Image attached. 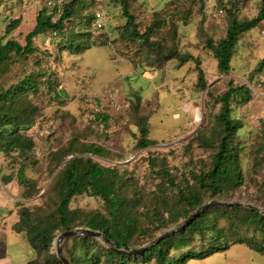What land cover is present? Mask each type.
Listing matches in <instances>:
<instances>
[{
  "label": "rangeland",
  "instance_id": "rangeland-1",
  "mask_svg": "<svg viewBox=\"0 0 264 264\" xmlns=\"http://www.w3.org/2000/svg\"><path fill=\"white\" fill-rule=\"evenodd\" d=\"M67 2L0 0L3 43L16 40L25 45L26 35L36 26L38 12L47 7L56 21ZM131 2L132 11L143 24L151 21L155 11L166 16L162 30L150 41L158 44L160 52L175 50L181 55L198 58L207 86L199 85L197 64L192 60L170 59L163 63L134 65L116 50L114 44L120 28L127 21L121 4L114 0L100 4L84 0L74 24L66 23L68 32L65 36L49 32L40 34L34 40L36 51L33 54L19 56L15 51H9L7 59L0 62V90L24 79L29 82L5 104L0 103V114H12L13 121L21 124L19 132L29 134L34 140L32 151L27 158H22L25 159L22 180L18 175L20 167L15 163L18 153L0 149V215L5 214L4 218L16 216L20 219L25 209L32 221L40 215L53 214L59 201L58 174L63 165L58 166L55 153L68 145L79 149L90 143L108 151L105 157L93 156L94 160L104 166L118 167L128 178L130 194L139 200L137 210L141 219L146 217L144 206L156 194L167 199L170 205H179L178 188L195 191L204 203L212 200L245 202L264 209V19L255 28L239 35L228 72L220 71L214 51L208 46L209 40L217 43L226 35L233 20L256 18L261 0ZM96 9L107 15L110 38L97 34L92 26V13ZM12 18H20L21 24L5 35ZM72 37L89 46L82 53L71 52L64 41ZM127 50L132 58L144 54L140 43L132 44ZM231 81L248 86L252 95L247 101L233 104L232 111L233 118L241 121L233 143L239 152L243 185L221 196L201 188L195 174L207 172L212 167L222 132L218 119L219 97ZM60 91L62 95H59ZM140 116L148 117L149 138L154 141L146 148L136 145L140 137L137 126ZM29 121L31 123L25 125ZM39 129L45 130L42 138L37 136ZM257 156L261 160L259 166L255 163ZM160 167L169 171L174 185L158 175ZM9 177L12 178L10 181L7 180ZM71 207L104 210L98 197L87 194L74 198ZM168 214L166 212L165 217ZM187 217L160 229L154 227L156 218L148 219L146 225L153 229L150 236L137 235V247L149 244ZM216 224L229 239L233 237L234 231L226 220ZM242 228L252 232L254 225ZM63 231L57 230L55 239ZM215 236V232H208L205 237L197 235L190 247L199 249L214 242ZM73 237L64 241L65 255L75 244ZM92 239H95L91 241L92 247L100 250L103 245L108 248L103 240ZM51 253H56L54 244ZM186 264H264V254L245 244H236L205 259H190Z\"/></svg>",
  "mask_w": 264,
  "mask_h": 264
},
{
  "label": "trees",
  "instance_id": "trees-1",
  "mask_svg": "<svg viewBox=\"0 0 264 264\" xmlns=\"http://www.w3.org/2000/svg\"><path fill=\"white\" fill-rule=\"evenodd\" d=\"M94 1L97 4L101 2ZM114 1L121 4L127 18L126 23L120 28L118 40L114 43L116 50L122 56L136 66L144 63H163L170 59H177L181 62L192 60L197 64L199 85L207 86L203 70L199 67L198 58L193 55H181L175 50L167 53L160 52L157 49L158 44L150 41L151 37L157 36L166 22V16L162 12L155 11L151 21L143 24L132 11L131 0ZM83 4L84 0H68L56 21L53 20V12H49L47 7H43L37 14L35 28L25 37V45L16 40H7L3 43L4 36H0V62L7 59L9 51H15L19 56L33 54L36 51L34 40L40 34L49 32L55 36H65L68 32L66 23L74 24L76 13L81 10ZM96 10L92 13V20ZM190 13L188 11V14ZM263 19L264 0H261L260 13L256 18L244 21L233 20L228 26L226 35L217 43L212 40L208 41V46L214 51L218 60L220 71L228 72L230 70L231 57L239 35L255 28ZM20 24V18H12L6 26L5 35L10 34ZM64 42L69 44L68 49L73 53H82L89 46V44L82 45L76 42L74 37L68 38ZM135 43L142 45L144 54L142 56L138 54L136 58H132L127 49ZM28 83V80L24 79L7 89L0 90V103L5 104L8 98ZM62 94L63 92L60 91L59 95ZM251 95L252 91L248 86L234 84L231 81L228 89L219 97L221 109L218 119L222 132L218 150L214 156L212 167L207 172L195 174L199 186L213 195L223 196L227 191L243 185V169L239 161V152L233 143L241 121L233 118L232 111L233 104L247 101ZM101 117L105 119V117ZM30 123L29 121L25 125ZM137 126L140 134L136 143L137 147L146 148L153 144L154 141L149 138L148 117L140 116ZM20 127V123L13 121L12 114L7 112L0 114V149L4 152L16 151L18 153L15 163L20 167L18 175L22 180L25 169L23 162L25 159L22 158L28 157L33 149L34 140L29 134L19 132ZM55 154L58 166L63 164L58 174L59 201L55 212L40 215L35 221H32L29 211L22 210L19 222L13 227L17 231H25L29 243L37 250L36 257L28 264H63L56 253H51L55 232L59 229L66 230L85 226L104 232L118 246L137 247L139 245L137 235L144 233L150 236L153 229L146 225L148 219L156 218L155 229L167 228L170 224L177 223L181 218L189 217L191 211L204 203L195 191L178 188L181 202L179 205H170L167 199L156 194L154 199L144 206L146 217L141 219L137 210L139 200L131 196L128 178L118 167L104 166L93 158V156H107L106 148L96 143H90L79 149L68 145L66 148L59 149ZM255 163L257 166L261 165L259 156L256 157ZM157 173L166 182L174 185V181L165 167H160ZM11 179L9 177L7 180ZM84 194L98 197L103 202L104 210L86 211L81 208H72L74 198ZM166 212H169L167 217H165ZM236 218L239 219L236 220ZM220 220H226L227 225L234 231L231 239L223 229L217 228L216 222ZM250 224L254 225V230L252 232L243 231L242 227H248ZM208 232L216 233L214 242L199 249L190 247L197 235L205 237ZM73 238L75 240L73 248L69 252L66 251V257L68 256L67 258L72 264H99L102 261L106 264H186L190 259H205L217 252L226 251L236 244H245L264 254V214L241 206L216 205L199 215L181 232L162 239L144 253L137 255L122 253L103 245L98 250L91 246V241L95 239L75 236ZM65 246L64 243L63 247L65 248ZM185 248L188 249L183 251Z\"/></svg>",
  "mask_w": 264,
  "mask_h": 264
},
{
  "label": "water",
  "instance_id": "water-1",
  "mask_svg": "<svg viewBox=\"0 0 264 264\" xmlns=\"http://www.w3.org/2000/svg\"><path fill=\"white\" fill-rule=\"evenodd\" d=\"M214 205H222V206H244L251 208L253 210H257L264 214V209L245 202H225L219 200H212L206 203H203L199 208H197L186 220L179 223L177 226L171 228L170 230L160 234L154 240H152L149 244L141 246V247H133V246H118L111 238H109L104 232L99 230H93L91 228H73L63 231L59 236L54 240V245L56 246V254L60 261L63 264H72L71 261L66 257L63 249L64 241L70 237H90V238H99L103 240L108 248H112L114 250L120 251L122 253H127L131 255L142 254L146 250L150 249L152 246L158 244L162 239H165L177 232H181L185 228H187L199 215H201L205 210L214 206Z\"/></svg>",
  "mask_w": 264,
  "mask_h": 264
},
{
  "label": "crops",
  "instance_id": "crops-1",
  "mask_svg": "<svg viewBox=\"0 0 264 264\" xmlns=\"http://www.w3.org/2000/svg\"><path fill=\"white\" fill-rule=\"evenodd\" d=\"M3 215H0V264H28L35 258V248L29 243L25 231L13 228L19 218H4Z\"/></svg>",
  "mask_w": 264,
  "mask_h": 264
},
{
  "label": "built area",
  "instance_id": "built-area-1",
  "mask_svg": "<svg viewBox=\"0 0 264 264\" xmlns=\"http://www.w3.org/2000/svg\"><path fill=\"white\" fill-rule=\"evenodd\" d=\"M97 1L106 2L107 0H97ZM92 26L97 34H103L106 38H110V32L107 26V15L105 11H99V10L95 11V17L93 19ZM44 135H45V130L39 129L37 136L42 138ZM36 139L39 140V138L37 137Z\"/></svg>",
  "mask_w": 264,
  "mask_h": 264
}]
</instances>
